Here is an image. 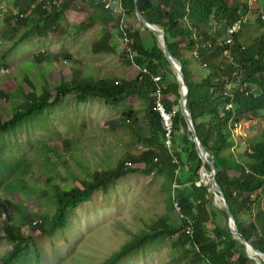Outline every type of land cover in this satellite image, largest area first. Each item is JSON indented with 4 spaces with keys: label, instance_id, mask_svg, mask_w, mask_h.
I'll return each mask as SVG.
<instances>
[{
    "label": "trees",
    "instance_id": "obj_1",
    "mask_svg": "<svg viewBox=\"0 0 264 264\" xmlns=\"http://www.w3.org/2000/svg\"><path fill=\"white\" fill-rule=\"evenodd\" d=\"M22 1L16 2L18 18L7 20L11 30L18 33L15 45L30 36L39 39L49 37L50 30L57 31V23L67 25L65 13L70 0L49 13L40 10L39 6L32 9L31 2L21 5ZM85 1L92 12L89 23L80 25L78 33L86 32L96 23L102 24L100 39L92 52L95 55L114 54L116 36L119 35L121 42L125 38L121 27L119 30L122 16L113 18L95 0ZM251 1L123 0L126 13L123 29L135 56L134 63L140 71L147 70V74L139 73L134 82L119 83L114 78L94 80L92 73L95 70L88 72L83 62L71 53L55 56L42 52L34 56L32 65L49 66V70L44 72L41 82L31 81L38 84V92L25 94L22 79L20 90L10 95L17 101V107L13 115L7 116L10 119L2 121L3 116H0L3 134H11L38 114L60 106L69 94H74L79 101L96 99L113 107L124 105L130 97L137 95L143 98L144 107L135 109L129 106L118 121L103 125L105 129L117 130V139L127 146L123 158L101 156L89 149L85 151L84 141L72 140L64 141V154L41 141L35 149L38 153L46 150L39 155L44 157L46 164L38 167L29 160L9 163L0 158V187L6 183L8 194L7 198L0 196V218L3 221L0 241L7 240L13 244V249L0 258V264H27L34 256L39 262L40 249L36 242L26 237L28 232L51 236L64 230L77 208L92 195L107 193L119 181L135 174L167 177V183L163 185L165 207L174 211L181 224L174 225L163 214L152 217L128 244L102 264H125L129 258L168 239L173 240L180 264H258L248 256L245 245L235 238L226 209L213 205L214 195L202 182V170L206 167L211 172V168L200 158L180 108L181 86L152 34L155 44L145 45L141 29L149 31L143 28L135 13L137 8L147 23L164 32L171 55L181 63L185 83L190 89L188 108L201 142L211 154L210 159L216 163L217 182L223 189L236 227L255 249L264 253V132L244 145L237 143L235 136L244 120L264 113V31L257 41L250 36L246 22L239 33H229L234 24L250 14ZM131 22L139 29H132ZM259 23L264 27L262 19ZM126 63L128 66L133 64L129 59ZM61 65L70 67L74 79L69 82L62 77L57 85L52 86L49 73ZM156 78H162V82L156 84ZM39 85L42 88H38ZM158 87L162 90L167 112L173 113L179 107L174 117L173 151L166 146L165 123L156 106ZM0 94L9 96L6 91H0ZM21 102L24 105L26 102V105ZM229 104H232L231 108L227 107ZM126 135L130 136L129 141L124 140ZM175 157L182 164L179 176L176 174ZM54 159L59 160L63 172L53 173L54 170L47 166L55 168ZM129 162L143 164V167H129ZM183 166L188 170L187 175L182 174ZM36 176H43L47 186L40 193L45 203L37 206L49 207L39 219H36L35 211L27 209L28 198L38 189L30 182ZM175 182L180 188L173 193ZM14 195H22L23 201H14ZM176 200L186 221L180 218L174 205ZM187 221L192 225L191 235L185 231Z\"/></svg>",
    "mask_w": 264,
    "mask_h": 264
},
{
    "label": "rangeland",
    "instance_id": "obj_2",
    "mask_svg": "<svg viewBox=\"0 0 264 264\" xmlns=\"http://www.w3.org/2000/svg\"><path fill=\"white\" fill-rule=\"evenodd\" d=\"M71 1L72 10L76 11L73 12L75 16H72L73 25L57 23L55 24L57 31L50 30L49 37L39 39L30 36L15 45L18 33L11 30L7 20L13 17L18 18L17 0H0V91H6L9 94L7 97L0 94L2 121L10 119L7 116L16 112L17 101L10 95L20 90L19 84L22 79L25 94L37 91L38 84L31 81L41 82L44 72L49 70V66L32 65L34 56L42 52L55 54V56L61 53H71L75 57L77 56L76 58L83 62V66L87 67L88 72L92 73L95 70L92 73L94 80L114 78L119 83L137 80L139 68L135 63L131 66L127 65L126 60L128 61V59L125 56L124 45L120 41L119 35L115 38L116 52L114 54L95 55L92 52L94 44L100 39V27L92 25L86 33L79 34L78 26L89 23L90 5L85 0ZM30 2L33 4L32 9L39 4V0H23L20 4L24 5ZM53 8L55 7L44 12L49 13ZM260 19L264 21V0H252L251 12L243 20L244 23L248 22L250 36L257 41H260L259 34L264 31V27L259 23ZM141 32L142 40L146 46L155 44L152 33L143 32V29ZM21 33H23V29H21ZM157 43L159 45L158 40ZM58 67L56 66V70L49 73L48 79L52 86L57 85L62 77L67 78L69 82L73 81L74 77L71 75L68 65ZM38 88H42V85H39ZM21 104L25 106L26 102L25 105L24 102ZM129 106L142 109L144 100L135 95L130 97L124 105L113 107L96 99L79 101L74 94H69L60 106L38 114L21 129L8 135L3 134L0 129V158L9 163L29 160L35 167H38L41 164H46L44 157H39L46 150L38 153L35 147L44 141L59 154H64L66 151L65 140L84 141L85 151L89 149L101 156L123 158V152L127 146L117 139V130L105 129L103 125L111 121H118ZM177 110L179 107L176 108ZM263 132L264 113L252 115L243 121L235 135L236 141L240 145H244L245 142L250 143L252 138H258ZM239 136L245 137L246 140H241ZM124 140L129 141L130 136H124ZM53 164H55V168L47 165L54 170L53 173L63 172L58 159H54ZM74 167L76 168V166ZM131 167H143V164L137 165L132 162ZM187 173L188 170L183 166L182 174L187 175ZM210 176L211 172L209 171V181H211ZM30 182L32 187L37 186L38 189H35V192L28 198L27 209L35 211L36 219H39L49 209L48 206L43 208L37 206V204L45 203L43 198H40V193L47 189V186L43 176H36ZM166 183L165 175L145 177L135 174L129 176L119 181L109 192L92 195L89 200L77 208L72 215L71 223L64 230L51 236L35 235L28 232L26 237H30L36 242L40 249V261L37 262V258L34 256L27 264H102L128 244L146 221L152 217H156L158 214L167 215L174 225H180L181 221L174 211L166 210V198H163V185ZM5 186L6 183L3 182L0 187V196L7 198ZM178 188L180 186L175 182L174 187L172 186L173 193ZM12 199L21 202L24 198L22 195H14ZM213 205L224 210L223 200L221 204L214 199ZM2 227L3 221L0 218V228ZM172 243L173 240L168 239L138 256L129 258L125 264H180ZM12 249V243L7 240L0 241V258Z\"/></svg>",
    "mask_w": 264,
    "mask_h": 264
},
{
    "label": "water",
    "instance_id": "obj_3",
    "mask_svg": "<svg viewBox=\"0 0 264 264\" xmlns=\"http://www.w3.org/2000/svg\"><path fill=\"white\" fill-rule=\"evenodd\" d=\"M135 3H137V2H135ZM135 13H136V17H137L138 21L143 26V28L148 30L150 33H152L157 38L159 45H160V48L162 49V51L164 53V58L170 64L171 69L173 70V72L177 78V81L181 86V91H182L181 109H182V113L186 118L189 131L192 134V139L194 140V142L197 145V150L199 152L200 158L203 160V162L205 164H208L211 168V176H210L211 181H210V183L207 184V183L203 182L204 181L203 173H202V182L205 184V186L208 187L209 192H211L214 195L215 200L217 197H220L221 200H223L224 208L226 209V212H227L228 217H229L230 228H231L235 238L239 239L241 241V243L243 245H245L246 252H247L248 256L251 259H253L254 261H257L258 264H264V261H263L264 253L255 249L238 231V229L236 227L235 218H234L232 211L230 209V206L227 202V199L225 197L223 189H222L221 185L217 182L216 176H217L218 168L216 166L215 161L210 159L211 154L209 153V151L205 148V146L201 142V140L199 138L198 131H197L196 123L194 121V117L188 108L190 89H189L188 84L185 83V78L183 75L181 63L177 59L173 58V56L171 55V53L168 49V46H167L166 36H165L164 32L162 30H160L158 27L152 26L149 23H147L143 19V17L139 14V11L137 8L135 10Z\"/></svg>",
    "mask_w": 264,
    "mask_h": 264
},
{
    "label": "built area",
    "instance_id": "obj_4",
    "mask_svg": "<svg viewBox=\"0 0 264 264\" xmlns=\"http://www.w3.org/2000/svg\"><path fill=\"white\" fill-rule=\"evenodd\" d=\"M95 1L99 5L103 6L105 11L110 12L111 14H113L116 17L122 16V22H123V20L125 18V11L123 8V0H95ZM54 3H55L54 0H39V5H40L42 11H49L51 7L56 6ZM243 25H244V20L243 19L239 20L236 24H234L230 28L229 33L230 34L239 33L242 30ZM124 52L128 56L129 60L133 62L135 56L132 52V49L130 47V41L126 37V34H125V38H124ZM139 73L140 74H147V70L142 69L141 71H139ZM140 80H142V79L140 78ZM154 81L156 84H159L162 82V78H156ZM156 95H157V102H156L157 110L160 113V116L165 123L166 146L170 151H173L174 145H175L174 144V139H175L174 117L176 116V110L173 113L167 112L165 110V104L163 102V94H162V90L160 89V87H158V91H156ZM227 107L231 108L232 104H229ZM157 161H158V159H157ZM128 164H129V166H132V163H128ZM174 164L177 166L176 174H177V176H179L181 174V170H182L181 160L178 157H175L174 158ZM174 205H175L177 211L180 213V218L186 221V218L184 217V215L181 214L182 211H181L179 201L176 200ZM185 231L189 235L192 234V225H191L190 221H187V223L185 225Z\"/></svg>",
    "mask_w": 264,
    "mask_h": 264
},
{
    "label": "crops",
    "instance_id": "obj_5",
    "mask_svg": "<svg viewBox=\"0 0 264 264\" xmlns=\"http://www.w3.org/2000/svg\"><path fill=\"white\" fill-rule=\"evenodd\" d=\"M54 1H55L54 4L56 5V6H54V7L57 8V7H60V6L63 4V2L66 1V0H54ZM71 3H72V1L70 0L69 8L67 9V11H66V13H65V19H66L67 25H69V26L73 25V24H72V16L74 17L75 15H74L73 12H76V11L72 10ZM37 6L40 7L39 4H38ZM100 6H101V5H100ZM102 7H103V6H102ZM89 8H90V11L92 12L91 7H89ZM103 8H104V7H103ZM40 10H41V7H40ZM104 10H105V9H104ZM107 12H108V11H107ZM108 13H110V12H108ZM110 15H111V17L116 18V16H114L113 14L110 13ZM22 17H23V14H22ZM125 18H126V13H125ZM125 18H124V20H125ZM124 20H123V21H124ZM81 23H83V22H81ZM132 25H133V26L136 25V26L133 27L134 29H136V30L139 29V27H138L137 24L133 23ZM79 26H80V25H79ZM79 26H78V28H79ZM93 26H94V27L99 26V27H100V34H101V32H102V28H103L102 24L96 23V24H94ZM120 27H121V32L124 33V35H125L124 29H123V22H121V24H120V26H119V30H120ZM145 30H146V29H145ZM85 33H86V32H85ZM123 45H124V41H123ZM92 49H93V48H92Z\"/></svg>",
    "mask_w": 264,
    "mask_h": 264
},
{
    "label": "bare ground",
    "instance_id": "obj_6",
    "mask_svg": "<svg viewBox=\"0 0 264 264\" xmlns=\"http://www.w3.org/2000/svg\"><path fill=\"white\" fill-rule=\"evenodd\" d=\"M203 177H204V181H203V182L209 184V183H210V181H209V179H208V177H209V171H208V169H207L206 167H204V169H203ZM216 202L222 204V200H221V198H220V197H217V198H216Z\"/></svg>",
    "mask_w": 264,
    "mask_h": 264
},
{
    "label": "clouds",
    "instance_id": "obj_7",
    "mask_svg": "<svg viewBox=\"0 0 264 264\" xmlns=\"http://www.w3.org/2000/svg\"><path fill=\"white\" fill-rule=\"evenodd\" d=\"M129 59V58H128ZM132 62V61H131ZM132 63H134V61L132 62ZM140 71V70H139ZM242 126V125H241Z\"/></svg>",
    "mask_w": 264,
    "mask_h": 264
}]
</instances>
